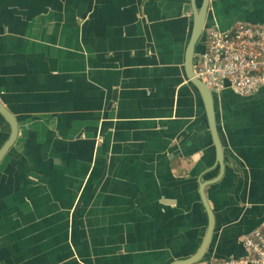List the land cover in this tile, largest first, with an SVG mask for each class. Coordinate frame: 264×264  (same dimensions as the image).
Wrapping results in <instances>:
<instances>
[{"label":"crops","instance_id":"crops-1","mask_svg":"<svg viewBox=\"0 0 264 264\" xmlns=\"http://www.w3.org/2000/svg\"><path fill=\"white\" fill-rule=\"evenodd\" d=\"M203 0H0V264H174L246 256L264 222V87L214 94L221 169L187 77ZM264 25V0H210L207 26ZM204 50V37L196 53ZM0 149L10 127L0 115Z\"/></svg>","mask_w":264,"mask_h":264},{"label":"built area","instance_id":"built-area-1","mask_svg":"<svg viewBox=\"0 0 264 264\" xmlns=\"http://www.w3.org/2000/svg\"><path fill=\"white\" fill-rule=\"evenodd\" d=\"M205 28L195 77L214 94L232 91L247 98L260 93L264 87V25L240 23L227 31ZM243 246L244 258L208 259L197 264H264V222L243 238Z\"/></svg>","mask_w":264,"mask_h":264},{"label":"water","instance_id":"water-1","mask_svg":"<svg viewBox=\"0 0 264 264\" xmlns=\"http://www.w3.org/2000/svg\"><path fill=\"white\" fill-rule=\"evenodd\" d=\"M210 6V0H203L202 6L200 9H198L195 5V3L191 4V6H186L185 10L187 12L192 9L194 12V26H193V33L192 38L189 46V51L187 54V60H186V72L187 77L191 81V83L197 88L200 95L202 96V99L205 104L207 117L209 121L210 130L212 133L214 145L217 151V160L218 164L220 165L221 169L224 165V159H225V151L223 143L220 139V135L217 128L216 123V116L215 115V105H214V93L211 92L200 80H198L194 75V65L196 64V56L198 55L196 53V46L199 43V41L204 37V33L207 26V14ZM0 115L5 118V121L10 127L11 133L8 141L4 144V146L0 149V164L3 163L2 161L7 156L9 151L13 148L15 145L17 138L19 136V124L16 118L8 109L4 107L2 102L0 101ZM218 181H215L213 183H205L201 185V197L204 204V207L207 211L208 215V227L207 231L204 237V240L201 244V247L199 248L198 252L196 254L184 261H179L174 264H197L202 262L209 251V249L212 246L213 237L215 234V215L208 203L207 196H206V187L215 184ZM259 228V227H258Z\"/></svg>","mask_w":264,"mask_h":264}]
</instances>
